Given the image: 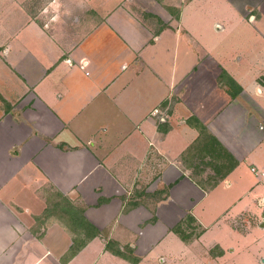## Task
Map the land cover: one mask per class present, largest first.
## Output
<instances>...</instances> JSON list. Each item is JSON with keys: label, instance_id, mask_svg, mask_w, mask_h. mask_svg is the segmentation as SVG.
Segmentation results:
<instances>
[{"label": "crops", "instance_id": "crops-1", "mask_svg": "<svg viewBox=\"0 0 264 264\" xmlns=\"http://www.w3.org/2000/svg\"><path fill=\"white\" fill-rule=\"evenodd\" d=\"M173 5L0 0V264H132L127 249L138 264H226L255 245L230 222L257 214L264 231V59L222 65L194 45L193 18L226 33L230 13L264 38V0ZM175 36L190 58L164 73L153 53L174 56ZM245 63L254 93L232 72ZM206 149L237 161L216 185Z\"/></svg>", "mask_w": 264, "mask_h": 264}, {"label": "rangeland", "instance_id": "rangeland-1", "mask_svg": "<svg viewBox=\"0 0 264 264\" xmlns=\"http://www.w3.org/2000/svg\"><path fill=\"white\" fill-rule=\"evenodd\" d=\"M157 1H158V4L161 5V7L164 8L167 12H169V10H172V9H175V10L177 9V12H179L178 10L179 8L174 7L173 3L177 2L179 5V4H182L183 0H170L172 4L168 2V0L165 1V3L163 0H157ZM184 1L187 2L188 0H184ZM211 7L215 11L214 6H211ZM154 8H155L154 10H156L157 6H155ZM144 13L145 15L146 14L152 15V16L147 15L148 18H152L154 16L152 12L147 13L146 11H144ZM227 14L231 20H229L226 23L229 25H232L231 28H228V29H232V28L233 29L230 32L221 33L220 31L212 30V26L214 22L210 14H207V13L198 14L196 12L193 18L194 20L193 23L194 25H196L194 28H197L198 25L199 26L202 25V28L204 31H200V33L197 34L198 37H196V41L194 45L197 48H200L202 50L204 49V51L206 52H210V55L214 56L215 59L217 58V59L223 60L221 63L222 65L230 66L231 64L234 63V61H236V58L238 55H242V56L247 55L250 58V61H253V62H259L262 59H264V38L258 36L259 35L258 32L253 31L254 28L252 29V25H250L248 21L237 20L234 18L232 14L230 13H227ZM250 18L253 21H255V16L250 17ZM261 25L264 27V23ZM170 43H171L170 37L169 38L167 37V38H164L158 46H163V47L165 45L170 46ZM172 43H173V49H174V56L170 55L169 53H166L165 51H162L160 47L157 48L156 51L153 53L155 56L154 62L156 61L158 62L157 63L158 65L161 64L162 66L165 67L163 69L164 73L168 71L167 66L172 65V64L174 66L173 61L175 60V57H178L179 63L182 62V59H184L185 56L190 58L189 54H187V50H185V43H181L180 41L177 42L176 36L173 37ZM209 57L211 58V56H208V54H206L203 57V60L206 62L212 60ZM246 63H248L247 59H246ZM246 63L242 65L241 68H236V70L233 69L232 72L233 73L238 72L241 75L245 74V80L247 82H243V83L251 85V87H249V92L254 93L255 83L252 79L254 77V73L255 74L258 73L259 68L257 66L256 69H248V66ZM217 73H218V70H216L215 74ZM164 75L167 76V74H164ZM213 79H215V77H213ZM260 101H261V106H262L264 103V97L261 98ZM153 112L151 113V116L156 117L155 115H153ZM258 113L260 112L258 111ZM159 115L161 116V113ZM157 117L159 116L157 115ZM192 151L193 150H191L190 153H192ZM209 174L210 173H208V177H209ZM205 183H207L208 185H212L213 182L210 180L209 181L207 180ZM246 215L247 214L243 215L242 217H236V218L234 217L232 221L230 219L231 221L230 225L233 226L234 233H235V228H237L241 236L243 235L245 237L248 235H252L254 238L255 245L253 246L252 239L250 237L249 239H244V242L245 240H248L247 243L246 242L243 243V246H245L244 250L235 257L234 261L232 257H231V260L228 259L224 261V263L226 264H230V263L231 264H263L262 263L263 260L261 259L262 258L261 256H263L262 255L263 253H261V256L259 257L260 254L258 250V247H264V244L261 243L264 239V231H261L258 228V226L262 223V217L257 214H254L253 216L250 214L249 217ZM223 225H226V224H223ZM196 231L197 230H195V232ZM192 234H194V232ZM223 237L227 239L228 235H225ZM246 246L249 248V250L247 251H246ZM214 253H217V251H214Z\"/></svg>", "mask_w": 264, "mask_h": 264}, {"label": "trees", "instance_id": "trees-1", "mask_svg": "<svg viewBox=\"0 0 264 264\" xmlns=\"http://www.w3.org/2000/svg\"><path fill=\"white\" fill-rule=\"evenodd\" d=\"M219 79H220L219 80L220 83L224 84L228 88L229 93L233 97H235L236 95H238L239 93L242 92L241 87H239L235 83V81L225 71L220 75ZM192 125L199 130L200 136H201L199 141H201L204 137L206 128L199 121H194V123ZM212 139L214 140V143L216 144V146H219L220 148H222L223 151H225L224 148L219 145V142L214 137H212ZM208 144H209V141H208ZM206 146H207V144H206ZM208 150L209 149L205 150V153L207 155L204 154V155H206V158H207V156H209V158H207L209 160L206 162V164L209 165V167H211V169H213L215 171V175L210 179V181L213 182V185H216L219 182V180L222 179L220 177L221 174H225V173L231 171L232 169H234L237 166V161L230 158L228 160V165H225L224 162H222V159L225 160V158L222 157V155L220 153H218L217 151H216V153H214L213 149H212V152H209ZM183 232L186 233V231H183ZM185 233H183V238H185V236H186ZM84 245H85V243H78V242L75 243L71 248L70 254L75 255ZM111 245H112V243L109 242L107 247L110 248ZM117 255H119V256L121 255L122 257L129 259L132 264H138V262H139V259L132 255L131 249H127V250H125V252L119 251L117 253Z\"/></svg>", "mask_w": 264, "mask_h": 264}, {"label": "built area", "instance_id": "built-area-1", "mask_svg": "<svg viewBox=\"0 0 264 264\" xmlns=\"http://www.w3.org/2000/svg\"><path fill=\"white\" fill-rule=\"evenodd\" d=\"M159 114H160V111H158L157 109L154 110L153 115L157 116V115H159ZM253 171H254L255 173H258V171H257L256 169H253Z\"/></svg>", "mask_w": 264, "mask_h": 264}, {"label": "water", "instance_id": "water-1", "mask_svg": "<svg viewBox=\"0 0 264 264\" xmlns=\"http://www.w3.org/2000/svg\"><path fill=\"white\" fill-rule=\"evenodd\" d=\"M263 218H264V214H263Z\"/></svg>", "mask_w": 264, "mask_h": 264}]
</instances>
